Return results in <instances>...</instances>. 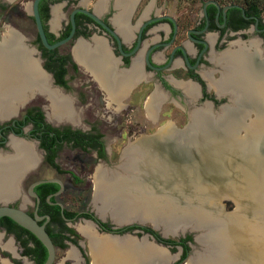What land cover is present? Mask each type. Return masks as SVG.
<instances>
[{"label": "flooded vegetation", "instance_id": "1", "mask_svg": "<svg viewBox=\"0 0 264 264\" xmlns=\"http://www.w3.org/2000/svg\"><path fill=\"white\" fill-rule=\"evenodd\" d=\"M151 1L38 0L37 11L49 42L71 31L74 10L70 37L51 48L41 44L30 11L35 28L30 41L10 20L11 12H20L19 4H11L0 15L4 22L0 33L7 36L11 30L22 38V48H0V67L29 65L31 75L26 76L32 84L21 96L24 102L20 99L12 112L0 115V168L9 175L7 180L0 178V204L40 216L37 222L43 223L54 245L51 264H93L94 255H103L110 243L112 250L105 255L109 259L122 260L124 248L135 252V264L192 263V245L196 242L200 253L207 248L196 238L201 227L183 226L177 228L179 233L170 232L151 220L117 221L109 209L98 211V204L102 205L98 198L105 193L114 195L112 205H119L121 154L129 153L128 146L135 140L166 124L165 118L154 129L147 128L136 113L142 110L155 124L162 106H181L182 123L172 120L167 128H184L198 139L204 135L197 134L201 124L220 133L251 118L243 125L245 133L258 118H252L256 105L245 94L244 83L228 79L244 76L241 67H234L233 57L223 66L220 57L246 54V64L241 66L246 65L247 74L251 71L250 79L264 77L261 14L245 12L237 2H229L239 6H228L223 12L221 7L227 3L217 0L218 6L207 2L203 12L205 0H200L199 13L192 20L187 14L173 16L157 10L156 0ZM75 72L86 74L89 82L73 83ZM53 100L57 112L71 114L57 117L51 109ZM121 135L126 138L122 144ZM80 153L82 157L77 156ZM85 181L91 197L84 208H68L58 199L70 193L69 187L77 188ZM77 223L88 224L91 230L87 234ZM128 239L133 248L127 247ZM148 245L162 252L147 253ZM44 249L46 255L45 246L32 232L0 216L2 264V260L4 264H41ZM56 249L63 252L57 261Z\"/></svg>", "mask_w": 264, "mask_h": 264}, {"label": "bare ground", "instance_id": "2", "mask_svg": "<svg viewBox=\"0 0 264 264\" xmlns=\"http://www.w3.org/2000/svg\"><path fill=\"white\" fill-rule=\"evenodd\" d=\"M232 57L236 63L234 67H241L244 76L237 74L236 76L228 77V79L229 81H242L241 83H244L247 89L245 94L253 98V103L256 105V112L258 111V118H255L253 122L251 121L252 123L249 124V129H245V133L239 135L230 129H226V131L221 132V134L207 131L206 124H201V127L198 128V134L200 136L204 134L203 139L212 142V150L214 149L213 152L212 150L208 153L205 152L208 154L205 158L211 159L215 163H220L218 171L222 172L223 176V181L216 183L217 181L219 182V178L214 179L213 177H217V175L211 173L212 177L209 174L210 171H207L209 166L208 163L204 165L205 167L202 168L201 174L211 178L209 183L212 189V193L205 192V194H207L206 201L201 198V195H203V188H196V195L193 194V200L195 201H192L191 195L182 196V192L178 194V189L175 188L173 182L169 185L168 182L158 183L156 181L152 182L151 180L146 181L145 178L147 174L143 173L141 170V177L139 179H141L142 176L144 177L141 181L135 180L136 177L130 178V180L122 178L120 182L117 181L119 187L116 191H120V184H122V197H117V199L119 198L120 200L118 203L119 205L114 206L111 204L110 200H112L111 198L114 195H109L108 193L100 195L99 198L102 197L104 200H102V205L98 206V211L103 213L105 208L109 209V212L114 215V219L117 221L125 220L128 216H134V218L136 217L141 220H151L154 224H157L160 218L157 217L156 214H161L160 216L165 218L168 217L170 222L175 223L171 230L182 225L192 228L201 227V232L203 230L204 234L205 232L214 233V237L211 238L212 241L209 239V243L211 244L212 242L210 251L211 253L214 252V258H212L211 255L207 258L204 256L203 259L200 258L202 260V262H200L201 264H219V262L224 264H264V230H260V228H263L262 225H264V154L258 152V142L264 136V77L250 79L251 71L249 70L250 72H248V74L245 72L248 71L245 65L246 54H228L227 57H220V61H222L221 64L224 66V62ZM242 62L245 63V66H241ZM30 69L31 67L29 65L23 64L20 66L16 64L15 67H10L9 69H0L3 72V75L0 72V115L12 112L15 108V104L17 105L16 102L20 103V99L22 102L25 101V98L22 97L24 94L26 95L28 93V88L32 86V84H30L31 82H28L30 77L26 76L31 75ZM21 74L24 75L21 76ZM44 82L45 80L43 79V88L45 87ZM51 102V109L57 117L71 114V112H57L56 110L58 107L56 108L53 106L54 100ZM149 104L150 103H148L147 106H149ZM147 113L149 116L151 115L148 108ZM165 128L162 129L160 127L156 134H160V132L166 133ZM160 129L162 131H159ZM199 129L201 132H199ZM158 139L159 138H153L148 135L135 140L128 150L129 153H136L139 156L130 157L128 160L131 161L139 158L140 153L146 150V157L141 162H148L151 157L150 154L152 149ZM194 139L196 140L198 137ZM195 144L198 143L195 142ZM194 146L196 147L197 145ZM129 164L130 162L128 165ZM122 166L127 167V164H123ZM243 167L245 169H242ZM4 170V168H0V178L3 177L7 180L9 175L5 173ZM160 181L163 182V180ZM178 186L180 185H177V187ZM221 189H223L224 192L222 196L228 197L234 201L236 200L240 211L235 212L237 210L236 208L229 212L223 210L222 205L218 203L217 199L220 198L218 194H220L219 190ZM207 190H209V187ZM109 191L110 190H108V192ZM173 191H176V193ZM179 202L186 204V209H184L181 204L179 205ZM188 207H190L189 210ZM122 208L128 210L125 212L126 216L124 217H122ZM146 212L149 213L150 216L145 218V216L143 217L142 215ZM210 213H213V215ZM180 214L185 216L181 218ZM159 225H164V229L167 230L165 223ZM78 228L87 234L89 233L88 231L91 230L88 224H80ZM91 233L95 235L93 231ZM210 235L212 237V234ZM206 239L207 237L205 236L204 240ZM131 242L132 241L129 239L126 240L127 247L130 246L129 248H131L132 246L133 248V245L129 244ZM105 243L107 242H104V244ZM110 244L108 245L109 247L103 251V255H94L93 264H120L118 256L114 257V259H109L105 256L107 255L106 252L108 249H111ZM144 248L147 253L160 254L162 252L161 249L152 245H148L147 248ZM127 250L128 249L125 251L123 248L122 255H124L122 256V264H135V252Z\"/></svg>", "mask_w": 264, "mask_h": 264}, {"label": "water", "instance_id": "3", "mask_svg": "<svg viewBox=\"0 0 264 264\" xmlns=\"http://www.w3.org/2000/svg\"><path fill=\"white\" fill-rule=\"evenodd\" d=\"M207 2H213L217 5L215 0H205L202 5L203 12H205V4ZM37 3H38V0H31L30 12L33 16L35 28H36L37 35H38V38L41 44L45 46L46 48H51L67 40L70 37L72 33V29H73L74 10L70 12V20H71V25H72L71 31L65 37L55 40L53 42H49L43 31L42 23H41V20H40L38 11H37ZM228 6H239V5L235 3L224 4L221 7L222 11L224 12L226 7ZM82 10L87 12L85 9H82ZM241 12L243 11L241 10ZM162 16L167 17V15H160L158 17H162ZM1 27L3 29V26ZM10 35H12L13 37L12 38L8 37ZM15 35L16 34L12 32L11 30L9 31V34L7 36L0 33V48H22L21 47L22 42L20 41V39L22 40V38L20 36L16 38ZM254 111L255 112L252 118L258 114V111L257 112L256 110ZM249 119L245 122L241 121V124L237 125V127H235V129H232L231 131L235 132L238 135L243 134L244 133L243 125L247 123ZM240 128L242 129L241 133H239ZM157 131L158 130H155V132L147 134L150 137L159 138L156 141L154 148L152 149V152L150 154L151 157L148 162H141L146 157V152H147L146 150H143L140 153L139 158H136L135 160H131V161L128 160V158L137 157L139 155H137L136 153L134 154V153H128V152H124L121 154V178H124L125 180H130V178L136 177L135 180L141 181L142 178H144L142 176V178L139 179L141 177L140 172L142 170L143 173L147 174L148 176V177L146 176L145 178L146 181L151 180L152 182L156 181L158 183L168 182L169 185H171L173 182L175 188L178 189L177 193L181 194L182 192L181 194L182 196L191 195L192 201H195L193 200V196L196 195L195 194L196 188H199V189L203 188V195H201V198L202 200L204 199V201H206L207 194H205V192L212 193V189L210 188L211 184L209 183L211 181V178H209L206 175L201 174L202 168H204L205 167L204 165L208 163L209 166H208L207 171L208 172L210 171L209 174L211 175V173H213L215 175H218V168H219L218 166H220V163H215L213 160L205 158L206 155H208L206 153L211 152L212 150V145H211L212 142H209L208 140L203 139L202 137L200 139L195 140L193 139L194 137H191L192 133H188L186 130H184V128H181L180 130L166 129V133L160 132V134L158 133L156 134ZM159 131H162V130L160 129ZM223 131L225 132L226 130L225 129L220 130V134ZM215 132L217 133V131ZM195 142L198 144H195ZM194 145H197V146L195 147ZM130 147H131V144L128 146V148ZM213 151L214 149L212 150V152ZM258 152H260L261 154H264V136L258 142ZM187 154L190 156H187ZM129 162L130 164L128 165ZM123 164L125 165L127 164V167L122 166ZM197 175H201V176H197ZM213 178H219V183L223 181V176H220V175L217 177H213ZM160 180H163V182H161ZM35 182L36 181L32 183H35ZM177 185H180V186L177 187ZM208 187H209V190H207ZM219 191H220V194H218V196L223 197L222 196V193H224L223 189ZM2 215H5L11 218L17 224H19L20 226L32 232L35 235V237L46 248V255H45L44 260L41 262V264H51L52 263L53 258H54V245L47 231L44 229L43 223L37 222V219L40 217L39 215H37L35 212L32 215H30L29 213L25 212L19 207H15V206H12L6 203H1L0 204V216ZM135 219L141 220L136 217L134 218V216L133 217L128 216V218L125 220L128 221V220H135ZM185 227L180 226L179 228L184 229ZM187 227L189 228V226ZM198 228L199 227H197V229ZM177 230L178 229H176L175 232Z\"/></svg>", "mask_w": 264, "mask_h": 264}, {"label": "rangeland", "instance_id": "4", "mask_svg": "<svg viewBox=\"0 0 264 264\" xmlns=\"http://www.w3.org/2000/svg\"><path fill=\"white\" fill-rule=\"evenodd\" d=\"M30 1L31 0H0V3H3L2 5L4 6V9H2V10L0 9V13H1L0 15H2V13H4L7 10L9 11V6L11 4H19L18 8H19L20 12L19 13L11 12L10 13V20L13 23V28L19 30L20 32H22L26 36V38H28V40L29 39L31 40L33 38L34 31H35L34 25H33L32 21L29 18ZM20 2H23L22 5L20 4ZM150 2H152V1L149 0V3ZM156 2H157V10L160 9L162 12L171 14L173 16H175L177 14H187L188 17L193 20V18L199 13L200 0H156ZM261 16L264 18V12L261 13ZM0 23H2V21H0ZM4 25H7V24H4ZM4 33H5V31H4ZM72 76H73V78H72V82L73 83L76 82V80H82L85 83L89 82L87 80L86 74H84V73L75 72V73L72 74ZM73 87L74 86H72V88ZM136 117L138 119H140L141 123H145L147 128H150V129H154L159 123H163L165 120L162 121V119H165V118H166V122H165L166 124H163V125L159 126L158 128L161 127L162 129H164L166 127L165 129H168L167 127L170 124L169 122L172 121V120L175 121V124L176 123L180 124L183 121V116H182V112H181V106L177 107V106H173V105H170V104L162 106V111H161V113L159 115L158 121L155 124L151 123L150 121H148L145 118V116L143 115L142 110L138 109V111L136 113ZM134 134H136V133H134ZM124 141H126V138L124 137V135H121V144ZM77 156L82 157L83 153L77 154ZM187 156H190V155L187 154ZM242 169H245V168L243 167ZM46 172L48 173L49 170H47ZM219 175L222 176V172L218 171V175L217 176H219ZM214 179H218V178H214ZM216 183H219V182L217 181ZM227 183H229V182H227ZM88 185H89L88 181H85V183L81 184V185H80V183H78L77 184V188L69 187L70 193L69 194H64V195L58 197V199L63 201L65 206H67L68 208H84V206L88 205L90 197H91L90 196V188L88 187ZM99 189H100V187H99ZM173 192L176 193V191H173ZM99 199L101 201L104 200V198H102V197L99 198ZM217 199H218V203H220L222 205L224 211L229 212V211L234 210L235 208L237 209L235 212L240 211V209L238 207L239 205L236 202V200L234 201V200H232V199H230L228 197H224V196L220 197V198H217ZM180 204H181V206L184 207V209H186V207H185L186 204L179 202V205ZM98 205L100 206V204H98ZM98 205H96V207ZM138 208H140V207H138ZM189 208L190 207H188V210H189ZM126 211H128V210H125L124 208H122V217L126 216L125 215ZM210 214L213 215V213H210ZM156 215H157V217H160L159 221H157L158 225L162 224V223H165V227H167V229H170L169 230L170 232L171 231L175 232V230L178 228V227H176L174 230H171V228L175 225V223L174 222L173 223L170 222L168 217L165 218L163 216H160L161 214H156ZM180 215H181V218L185 216L183 214H180ZM142 216L143 217L145 216V218H146V217H148L150 215H149V213L146 212V213H143ZM217 217H219V216H217ZM166 222H168V223H166ZM78 224H80V223H77L76 226H78ZM166 224H169V225H166ZM189 224H191V223H189ZM262 226L264 228V225H262ZM162 227H163L162 229H164V225ZM263 228H260V230H264ZM164 230H166V229H164ZM206 231H207V229H206ZM177 232L178 233L181 232V229H178ZM210 234H212V237H211ZM213 234L214 233H209V232H205V234H204V231L202 230L200 235H198L196 237L198 240H200L202 243H204L207 246V248L205 250L201 251V253L200 252H196V251H198V250H196V248H197L196 242H195L194 246L192 245L193 241L190 242V244L193 247L191 251L195 252L193 254V256L191 257L193 259L192 262L194 264H196V263L201 264L200 263V262H202L201 259H203L204 256L206 258L209 256L208 254H209L210 250L208 249V247L211 249V246H212L211 245L212 242L210 244L209 243V239L211 240V238L214 237ZM205 236L207 237L206 240H204ZM156 248H159V247H156ZM90 251H91V248H90ZM173 251L175 252V250H173ZM206 251H207V253H206ZM201 254H205V255L204 256L202 255V257H201ZM62 255H63L62 250L61 249H56L55 250V257H56L55 261L60 259L62 257ZM198 255H200V256L198 257ZM211 257L214 258L213 255H211ZM2 261H3V264H4V260H2ZM193 263H189V264H193ZM0 264H2V263L0 262Z\"/></svg>", "mask_w": 264, "mask_h": 264}, {"label": "trees", "instance_id": "5", "mask_svg": "<svg viewBox=\"0 0 264 264\" xmlns=\"http://www.w3.org/2000/svg\"><path fill=\"white\" fill-rule=\"evenodd\" d=\"M219 3H229V2H237L239 4H242L244 7L245 12L251 11L257 15H260L262 12H264V0H217ZM45 256V249L43 251V255L40 259L43 260Z\"/></svg>", "mask_w": 264, "mask_h": 264}, {"label": "crops", "instance_id": "6", "mask_svg": "<svg viewBox=\"0 0 264 264\" xmlns=\"http://www.w3.org/2000/svg\"><path fill=\"white\" fill-rule=\"evenodd\" d=\"M111 250H112V248H111ZM119 259V262H120V264H122V260L120 259V257H118ZM111 259H114V258H111Z\"/></svg>", "mask_w": 264, "mask_h": 264}]
</instances>
